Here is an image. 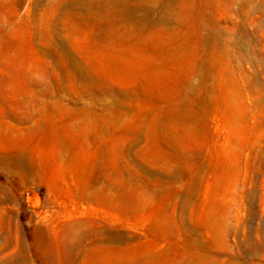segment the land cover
<instances>
[{"label":"rangeland","instance_id":"1","mask_svg":"<svg viewBox=\"0 0 264 264\" xmlns=\"http://www.w3.org/2000/svg\"><path fill=\"white\" fill-rule=\"evenodd\" d=\"M0 264H264V0H0Z\"/></svg>","mask_w":264,"mask_h":264}]
</instances>
